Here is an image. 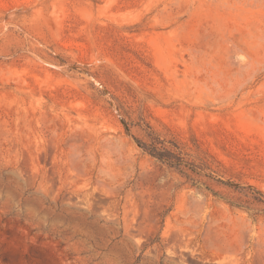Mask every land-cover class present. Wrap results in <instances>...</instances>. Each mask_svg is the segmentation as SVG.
I'll return each instance as SVG.
<instances>
[{"label":"rangeland","instance_id":"1","mask_svg":"<svg viewBox=\"0 0 264 264\" xmlns=\"http://www.w3.org/2000/svg\"><path fill=\"white\" fill-rule=\"evenodd\" d=\"M0 264H264V0H0Z\"/></svg>","mask_w":264,"mask_h":264},{"label":"trees","instance_id":"2","mask_svg":"<svg viewBox=\"0 0 264 264\" xmlns=\"http://www.w3.org/2000/svg\"><path fill=\"white\" fill-rule=\"evenodd\" d=\"M150 142H143L138 138H135L139 145L150 155L158 158L162 162L166 163L170 167L180 169L182 171V166L189 167L193 171L204 172L206 167L199 166L194 162L189 161L183 155V152L180 149V146L174 142H169L167 145L166 141L161 140L154 132L150 131ZM204 163L201 162V165ZM211 175V174H209ZM214 177V176H213ZM223 182V180H218ZM225 183V182H224ZM228 183V182H227Z\"/></svg>","mask_w":264,"mask_h":264}]
</instances>
